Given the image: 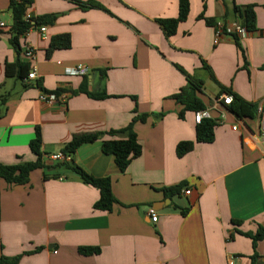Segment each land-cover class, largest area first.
<instances>
[{
  "label": "crops",
  "instance_id": "0c3cea01",
  "mask_svg": "<svg viewBox=\"0 0 264 264\" xmlns=\"http://www.w3.org/2000/svg\"><path fill=\"white\" fill-rule=\"evenodd\" d=\"M28 1L35 18H56L45 24L46 39L37 29L22 38L37 55L28 63L10 44L11 0H0V164L34 161L29 145L39 129L48 163L110 178L117 203L95 210L100 191L67 167L36 170L26 185L2 184L0 255L22 256L18 264H264V239L254 249L236 232L264 227L258 119L227 113L221 123L223 107H212L223 89L264 104V0H187L188 17L170 36L160 22L178 18L180 0ZM248 5L256 30L239 40L243 51L230 36L215 44L216 23L241 22L235 7ZM63 34L70 47L49 53L51 39ZM18 61L35 69V80L6 76V63ZM80 64L89 72L73 74ZM188 77L203 82L198 96L216 122L211 143L196 142L194 112L181 117L172 98ZM38 82L48 93L66 92V103L41 102ZM138 115L147 116L134 124L142 154L124 172L101 141L63 162L50 159L74 135L122 131ZM189 141L193 150L179 157L177 145ZM182 185L178 194L165 192ZM81 247L100 253L83 255Z\"/></svg>",
  "mask_w": 264,
  "mask_h": 264
},
{
  "label": "trees",
  "instance_id": "16d2710c",
  "mask_svg": "<svg viewBox=\"0 0 264 264\" xmlns=\"http://www.w3.org/2000/svg\"><path fill=\"white\" fill-rule=\"evenodd\" d=\"M30 2L28 0H21L16 2L11 0L10 10L12 12L13 24L10 33V44L17 50H22V38H24L28 31L35 29L41 25L51 23L55 20V16H43L36 17L33 20H25V14L29 8ZM189 13V3L187 0H180L179 15L176 19L162 20L160 23L166 32V35L170 36L176 33L178 24L187 19ZM235 13L238 15L242 26H244L247 32L253 33L256 30V13L255 6L248 5L244 7H235ZM239 48L240 37L234 36ZM70 37L67 34L55 36L50 41V47L48 52L51 53L56 49H68L70 47ZM241 49V48H240ZM242 50V49H241ZM243 51V50H242ZM31 71V67L28 63L18 61L10 64L6 63L5 73L7 77H15L20 80H27V77ZM38 86L41 88L40 83ZM203 82L193 77H188L187 85L182 88L172 98L183 109L180 112L182 117L185 111H193L194 113L205 109V104L200 99L198 94L202 93ZM42 91L46 92L43 88ZM54 92V93H58ZM223 94L232 95L233 99L229 105H226V109L238 118L249 117L253 118L256 115L257 105L246 102L240 96L233 94L228 89L222 90ZM48 93V92H46ZM222 95V94H220ZM219 95V96H220ZM93 98L103 99L104 94L93 95ZM145 115L135 116L129 126L122 131H110L105 134L108 138H104L102 134H79L74 135L72 139L65 145L62 153L66 155H72L76 150L86 143H92L95 141H101L102 152L107 155H112L115 158V162L121 172H124L129 166L130 162L139 157L142 154V145L139 142L138 136L134 131V124L137 121H145ZM216 122L211 119H204L196 127V142L198 143H211L214 141V128ZM126 134L125 138L119 136ZM195 142H181L177 145V155L182 157L191 152L194 148ZM30 150L35 156L34 161L18 162L14 165L0 164V194L2 191V184H6L8 187L26 185L30 182L32 173L39 169H56L59 167H67L76 173L84 183L89 184L100 191V198L95 203L94 209L101 211H111L116 205L112 192V181L110 178H95L79 166H69L66 163L50 164L45 159V154L42 151V137L39 129L36 130L35 138L30 142ZM47 178V176H45ZM182 186H176L170 189H166L165 192L170 195H175L180 192ZM235 226H239L240 222H234ZM236 232L248 237L252 240L253 248L255 249L257 243L264 239V227L259 226L254 233L241 232L236 229ZM79 252L83 255H97L100 253V249L97 247H81ZM22 256L6 257L0 255V264H18ZM254 264L256 259H254Z\"/></svg>",
  "mask_w": 264,
  "mask_h": 264
},
{
  "label": "built area",
  "instance_id": "2783aa9c",
  "mask_svg": "<svg viewBox=\"0 0 264 264\" xmlns=\"http://www.w3.org/2000/svg\"><path fill=\"white\" fill-rule=\"evenodd\" d=\"M16 2H20L21 0H15ZM35 19V17L30 14L28 11L25 14V20L30 21ZM6 24L1 21L0 19V28H5ZM35 29H37L40 34L42 35V37L44 39L47 38L46 35V26L45 25H41L39 27H36ZM34 30V29H32ZM32 30L28 31L26 36L28 35V33H30ZM249 33L247 32L246 28L244 26H242L241 24H239L238 22H225V21H218L215 25V38H214V43L215 44H219L221 42V40L226 37V36H230L232 38H234V36L240 37V38H244L248 35ZM22 52H23V56L24 59L28 62H34V60L36 59L37 55H36V51L28 44L23 43L22 44ZM89 72V68L87 66L84 65H77L73 70L72 73L73 74H86ZM36 79V71L34 68L31 69L27 80L28 81H33ZM68 99V94L66 92H58V93H46L44 91L41 92L39 100L41 102H44L46 104H65L66 101ZM233 97L232 95H228V94H222L220 96H218L213 104V109H217L219 108V106L221 105L223 107V109L221 110V114L220 117L218 119V122H224L226 119V114L229 113L232 116L233 115L231 112H229L226 109V105H229L232 101ZM195 115V122L196 123H200L202 120L204 119H211L213 120L212 116L209 113V109H204V110H200L194 113ZM256 116L258 119V127H259V134L262 137L263 141H264V104L263 103H259L257 104V109H256ZM214 121V120H213ZM237 125L233 126L234 130H237ZM51 160L54 161H65L67 159V155L64 153H59V154H55L50 156ZM184 193L186 195H189L191 193L190 190H185ZM150 215L152 216V221L153 222H157L158 217L157 214L155 212L154 209H150ZM234 258H231L229 261V264H234Z\"/></svg>",
  "mask_w": 264,
  "mask_h": 264
}]
</instances>
